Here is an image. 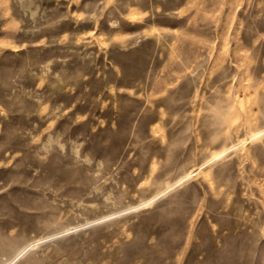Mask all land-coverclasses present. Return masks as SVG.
Masks as SVG:
<instances>
[{
	"label": "rangeland",
	"instance_id": "rangeland-1",
	"mask_svg": "<svg viewBox=\"0 0 264 264\" xmlns=\"http://www.w3.org/2000/svg\"><path fill=\"white\" fill-rule=\"evenodd\" d=\"M27 246L264 264V0H0V264Z\"/></svg>",
	"mask_w": 264,
	"mask_h": 264
},
{
	"label": "bare ground",
	"instance_id": "bare-ground-1",
	"mask_svg": "<svg viewBox=\"0 0 264 264\" xmlns=\"http://www.w3.org/2000/svg\"><path fill=\"white\" fill-rule=\"evenodd\" d=\"M32 243H30L31 245ZM28 249V246L25 247L24 249H22V251L20 253H18L17 255L11 257L5 264H14L16 262V260L19 258V256H21V254L23 252H25Z\"/></svg>",
	"mask_w": 264,
	"mask_h": 264
}]
</instances>
